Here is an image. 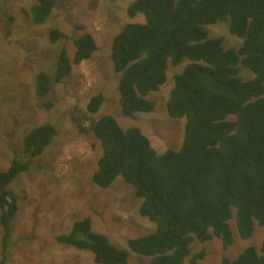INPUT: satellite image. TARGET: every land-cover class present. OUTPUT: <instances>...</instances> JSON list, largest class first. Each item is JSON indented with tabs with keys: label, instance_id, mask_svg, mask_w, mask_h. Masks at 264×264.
Returning <instances> with one entry per match:
<instances>
[{
	"label": "trees",
	"instance_id": "obj_1",
	"mask_svg": "<svg viewBox=\"0 0 264 264\" xmlns=\"http://www.w3.org/2000/svg\"><path fill=\"white\" fill-rule=\"evenodd\" d=\"M55 5V0H34L31 20L45 22ZM124 12L128 21L111 38L109 55L121 111L128 117L153 111L149 96L174 67L165 106L169 118L184 121L182 141L158 152L140 128H124L111 114L92 118L84 130L98 140L101 153L91 181L108 188L121 177L140 199V215L155 229L120 247L84 217L57 240L89 250L93 264H129L130 252L147 257V264H184L194 240L218 237L225 249L231 245L232 217L238 236L249 239L255 224L264 227V0H132ZM217 23H225L240 44L225 47L222 37L212 36L208 26ZM65 38L60 29H49L50 42ZM72 40L73 56L62 48L52 76L43 70L34 76L35 96L45 108L52 104L45 96L53 81L97 49L88 32ZM242 69L250 76L243 77ZM103 100L101 92L93 95L86 113H97ZM55 135L50 122L30 129L9 167L0 171L5 239L17 210L8 186ZM203 254L193 253L190 264H198ZM220 264H264V240L233 259L222 257Z\"/></svg>",
	"mask_w": 264,
	"mask_h": 264
},
{
	"label": "rangeland",
	"instance_id": "obj_2",
	"mask_svg": "<svg viewBox=\"0 0 264 264\" xmlns=\"http://www.w3.org/2000/svg\"><path fill=\"white\" fill-rule=\"evenodd\" d=\"M131 1L55 0L46 21L36 24L28 12L34 0H0V171L9 167L30 129L44 122L56 127L51 143L8 186L17 210L10 220L7 239L0 224L1 264H93L89 250L57 240L75 220L84 217L90 219L93 230L105 233L120 247H126V239L155 229V223L140 215L141 201L121 177L108 188L91 181L101 149L95 136L84 130L92 118L111 114L124 128H140L158 152L181 144L184 121L169 118L165 106L176 68L170 67L166 83L150 94L155 101L153 111L133 117L121 111L118 80L109 58L110 42L128 21L124 11ZM53 27L68 38L50 42L48 32ZM208 30L212 36L222 37L225 47L241 42L228 32L225 23L208 26ZM83 32L94 37L97 49L90 58L73 65L64 78L53 81L45 96L51 100V107H43V100L34 93L35 74L43 70L52 76L62 48L72 57V37ZM241 75L248 77L250 73L242 69ZM99 92L104 100L98 112L87 114L88 100ZM230 225L231 245L225 249L218 237L194 240L184 264H190V256L201 250L204 254L198 264H220L222 257L233 259L248 245L260 248L263 226L255 224L252 236L241 239L234 217ZM128 262L147 264L148 258L130 252Z\"/></svg>",
	"mask_w": 264,
	"mask_h": 264
}]
</instances>
